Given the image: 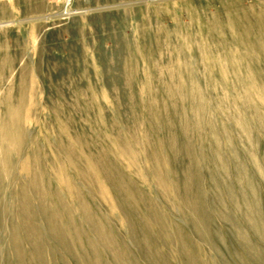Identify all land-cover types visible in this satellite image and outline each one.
Segmentation results:
<instances>
[{
    "label": "rangeland",
    "instance_id": "rangeland-1",
    "mask_svg": "<svg viewBox=\"0 0 264 264\" xmlns=\"http://www.w3.org/2000/svg\"><path fill=\"white\" fill-rule=\"evenodd\" d=\"M0 264H264V0H0Z\"/></svg>",
    "mask_w": 264,
    "mask_h": 264
},
{
    "label": "bare ground",
    "instance_id": "bare-ground-1",
    "mask_svg": "<svg viewBox=\"0 0 264 264\" xmlns=\"http://www.w3.org/2000/svg\"><path fill=\"white\" fill-rule=\"evenodd\" d=\"M170 91H171V90H170ZM200 112H201V111H200ZM200 112H199V109H197V111H196V113H197V118L200 117V116H199V115L201 114ZM199 113H200V114H199ZM199 121H200V120H199ZM176 139H177V138H176ZM176 142H177V141H176ZM186 150H187V149H186ZM187 151H189V150H187Z\"/></svg>",
    "mask_w": 264,
    "mask_h": 264
}]
</instances>
